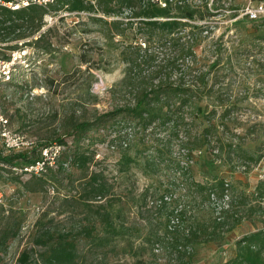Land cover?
<instances>
[{
  "label": "rangeland",
  "instance_id": "374dc122",
  "mask_svg": "<svg viewBox=\"0 0 264 264\" xmlns=\"http://www.w3.org/2000/svg\"><path fill=\"white\" fill-rule=\"evenodd\" d=\"M206 2L215 4V15L194 23L205 33L195 53L179 57L170 80L201 88L180 114L187 126L175 136L156 130L159 125L146 130L127 117L96 124L99 116L131 103L126 48L148 41L137 34V21L134 29L128 26L129 12L120 17L127 26L114 34L93 20L102 15L33 7L24 11L47 10L42 27L23 25L20 39L9 31L0 34V61L17 59L11 81L0 89V114L14 132L33 142L18 154L39 159L42 148L57 144L74 122H95L82 140V149L95 155L89 172L105 175L111 199L117 196L110 211L117 228L133 232L134 249L130 253L120 242L117 257L84 240L79 246L83 264H166L173 260L177 243L198 240L194 264H224L233 258L237 241L264 231V15L257 21L249 15L264 0ZM158 51L162 65L177 54L164 43ZM176 99L178 108L181 100ZM213 122L216 129L207 139L204 131L214 128ZM68 145L75 151L73 139ZM11 154L0 138V155ZM247 157L253 158L250 169L244 163ZM66 168L60 183H48L39 193L29 191V186L39 188L30 176L21 182L0 176L5 196L0 205V264H19L23 252L34 248L47 229H94L96 236H104L98 205H85L77 186L70 184L83 169L73 164ZM221 181L229 185V199L219 197ZM188 231L200 236L189 240Z\"/></svg>",
  "mask_w": 264,
  "mask_h": 264
},
{
  "label": "trees",
  "instance_id": "16d2710c",
  "mask_svg": "<svg viewBox=\"0 0 264 264\" xmlns=\"http://www.w3.org/2000/svg\"><path fill=\"white\" fill-rule=\"evenodd\" d=\"M164 1L167 4L166 7H162L156 0H97L95 7L85 0H59L48 10L50 13L68 11L69 13L86 12L97 16L102 15L103 17H96L93 20L109 28V31L114 34L120 33L117 30L121 26H127L121 22L123 21L121 18L125 12H129L132 19L130 18L128 26L134 29L135 21H137L140 25L137 34L145 36L148 41L149 45L130 44L126 48V61L129 64L126 89L129 95L131 94V103L99 116L96 121L97 125L107 124L118 117H127L138 121L146 130L151 126L159 125L158 128H155L156 130H167L170 132L169 135L173 136L179 135L181 129L187 126L186 120L180 114L190 105L191 100L194 99L193 96L201 88H198V84H175L170 80L173 72L177 69L179 57L195 53L197 42L202 39L205 33L204 28L194 26V23L212 18L217 9L215 4L210 5L206 0L202 5L195 4V0ZM35 10L32 9L29 12L0 10V34L7 36L9 31L20 39L23 25L39 23V27H42L47 10L43 9L39 14H30ZM105 17L113 18L114 21L108 22ZM159 43H164L165 47L169 46L177 53L171 61H165L164 65L159 62L157 56ZM166 70L171 72L170 75H162ZM167 77H170L169 81ZM176 98L181 100L178 108L175 104L177 103ZM223 116L226 117L225 114ZM211 125L214 127L215 123L213 122ZM94 126L95 122L93 124L86 121L74 122L65 135L57 138V144L64 147H69L68 139H73L75 151H71L69 147L59 158L57 168L50 169L47 174L42 176H32V183L39 188L33 189L34 187L29 186L28 189L31 193L43 192L48 183L61 182L60 177L68 171L66 167L69 164L81 167L82 175L70 178V184L73 187L77 186L78 194L85 205H91L90 203L98 205V215L101 222L106 225V228H102L104 236H96L94 229L93 231L80 230L76 233L47 229L37 238L34 248L23 252L19 264H83L84 258L79 246L84 240L88 243H95L99 248L109 249L108 251H112L117 257L119 256L117 251L122 247V244L119 245L120 242L125 244L123 249H131L130 253L134 249L130 241L134 236L133 232L117 228L114 216L110 211V208L117 202V196L111 199L112 190L108 187L105 175L89 172V165L94 161L95 155L82 149L85 147L82 140ZM215 129L216 125L214 128L205 129L204 137L211 138ZM51 145L53 144L48 146ZM246 159L250 162L245 160L244 163L250 169L251 164L249 163L253 161V158L247 157ZM37 160L38 158L30 156L28 152L8 156L0 155V176L8 175L14 181L21 182L23 176L15 174L13 169L34 163ZM64 179L69 178L64 177ZM216 189L220 193L219 197L225 199L229 191L228 184L221 181ZM105 200L107 203H102ZM231 231L233 230L231 229ZM199 236L200 232L196 231H188L186 234L189 240ZM159 242L157 245L160 244ZM197 243L199 240L194 244L190 242L187 244L177 243L171 253L173 260L166 264H194V245ZM155 246L154 250L156 251ZM161 249L163 250V248ZM108 257L107 253L99 259L105 261ZM224 264H264V231L251 233L237 241L233 258Z\"/></svg>",
  "mask_w": 264,
  "mask_h": 264
},
{
  "label": "built area",
  "instance_id": "2783aa9c",
  "mask_svg": "<svg viewBox=\"0 0 264 264\" xmlns=\"http://www.w3.org/2000/svg\"><path fill=\"white\" fill-rule=\"evenodd\" d=\"M59 0H0V10H10L12 12H20L30 9L32 7H43L48 9L56 4ZM93 6H97V0H85ZM162 7H166L167 4L164 0H156ZM76 15H89V13H75ZM250 19L252 21L259 20L264 15V6H260L253 11L249 12ZM17 59L13 56L12 60L0 61V89L9 83L12 79V73L14 72V65ZM0 138L4 149L8 153H20L32 148L33 142L27 139L25 136L14 132L11 129V122L8 118L0 114ZM64 150V146L54 144L42 148L41 157L34 163L27 164L25 166H18L13 169L15 174L20 176H42L49 172L50 169H55L58 166V160L61 157ZM229 186V185H228ZM226 199L229 197L226 195ZM5 196L0 186V205L4 204ZM229 208V204L225 206Z\"/></svg>",
  "mask_w": 264,
  "mask_h": 264
}]
</instances>
